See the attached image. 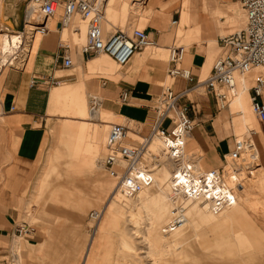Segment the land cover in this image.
<instances>
[{"label":"rangeland","instance_id":"obj_1","mask_svg":"<svg viewBox=\"0 0 264 264\" xmlns=\"http://www.w3.org/2000/svg\"><path fill=\"white\" fill-rule=\"evenodd\" d=\"M28 1L3 0L0 2V58L2 59V52L5 55L8 52L17 50L14 54L16 58H13V64L3 66L0 74L5 69L13 68V66H24L25 61L22 60H26L27 57L29 59L32 53L31 39L33 32L29 30L31 26H26V15L24 12ZM98 2L101 4L103 12L105 9L103 7L107 1L98 0ZM183 2L184 0L181 1L182 4ZM154 4V2H149V0H112L109 11L114 14V17L111 23H109L110 19L108 18L107 20L103 14L102 28H104L105 32L122 30L127 33H130L134 27L144 28L152 16H163L162 8H164V4H158L160 11L152 9L156 5ZM221 15L223 13L219 14V16ZM224 15L226 17L222 25L228 27L225 34L235 32L244 27V10L241 8L238 0H235V4L231 8V15ZM56 20H60V12H58L50 26H52V32L58 35L57 44L68 45L70 47L74 64L72 70L68 72L76 77L77 80L64 81L61 85L54 84L55 86L50 89V92L55 88H62L65 84L76 83L79 79L83 78L87 83L84 90L85 98H82L81 102L78 98L79 96L75 95L74 98L77 101L75 105H72L73 114H71L68 108L69 104L64 101L51 106L48 104L46 115L43 118L45 146L38 155V160L33 162L32 165L20 164V162L14 159L15 140L13 139V131H10V153L5 148L4 156L0 158V217L8 210H16L19 213L18 220L30 225L34 229L33 232L36 231L34 243L37 244L43 240L46 245L43 254L37 255L39 252L35 248L30 249L25 246L24 239L20 237L10 239L3 237V247L0 249V259L4 258L2 264H191L195 261H199L201 264H264V241L254 231H249L250 237L247 236L245 238L242 237V235H245L244 231H239L233 226L220 233L211 231L206 228V225L213 219H216L217 215L205 213L201 209V206V220H198V222L193 221L190 218L189 210L198 201L187 203L185 211L187 222L176 234L172 233L167 236H161L159 231L164 224L163 221L155 230L156 236L160 235L158 236L160 242L154 245L150 237L151 231L149 221L146 219V210L136 207V201L133 197H126L128 199H125L123 196L117 195L113 198L116 192L119 191L115 185L116 179L104 170L100 164V160L106 152L105 139L111 123H125V120L103 112V107H106V101L101 94V106L103 109L100 108L98 110L100 115L96 114L89 120L88 109L93 114L97 110L92 111L90 109L88 84L96 81L98 83L101 77L106 78V80H112L114 83H118L121 79L125 80L123 74L126 71L127 65L123 68L117 67L120 75L115 78H109L99 73H94V75L89 74V60L86 59L87 62L83 66L77 65V61H75V54L80 51L85 37L82 40H75L70 36L63 39L61 37L62 30L57 31L53 27ZM35 21H40L38 14L35 15L32 21L30 20V22ZM189 22L179 23L178 26H182V24L185 26L189 25ZM79 23L80 25L84 23L82 29H84L85 33V21L82 20L80 15H76L71 22L64 25V28L67 29L68 25L74 28ZM173 27H175V24ZM68 29L72 31L71 28ZM21 32H23V36L20 35ZM173 37L174 35L164 43L171 47L173 45H183L187 48L191 43L190 41L193 40L190 37L184 39L183 36L179 35H175V38ZM22 39L23 43L17 48L16 45ZM150 47L146 46L143 48L144 51L145 49L148 51V55L167 61L168 49L163 50L159 54L158 49ZM220 52L221 49L214 50L210 65L218 58ZM102 55L97 54L93 55V57H101ZM185 64H187V61H185ZM62 72L57 73V75ZM206 73L201 72V78H204ZM258 74L264 75V68L261 71L254 70V76L246 79L248 87L251 86L254 77ZM168 82L167 77L163 82H158L159 87L156 88V91L160 93L161 86ZM239 88H241L240 85ZM198 92L203 95L206 93L203 88H199ZM133 103H137V101ZM139 103L142 104V102ZM145 103L149 104L146 101ZM236 104L237 98L231 102L233 115L230 114L228 106L221 110V121L225 128L224 133L231 138L232 145L235 140H239L246 134L248 129H253L258 135L260 134V122L250 110L249 94L244 100V108L239 107L235 110ZM239 110H243V114L239 113L238 115L237 112ZM1 117L3 116L0 115V124H2L3 120ZM129 124L131 128L136 129L134 122ZM129 135L135 140L141 139L132 130L129 131ZM255 135L252 137H254L256 148L260 153V148L264 149V147L259 143L260 137H255ZM188 151L201 154L204 157L202 163H205L207 154L200 147L192 146ZM223 164L224 162L221 159H217L215 167L222 166ZM17 166L24 170L25 168H29L25 172V178L22 179L20 175L22 171L16 170ZM68 170H73L77 174V177L81 175L84 179H82L83 182H76L70 178L67 173ZM163 170L170 173L167 167H161L155 174L157 184H160V187H162L161 191H158L155 185H153L146 192L157 191V195L163 199V203H166V216L168 219L172 203L166 198L168 180H160L159 173ZM261 172L264 174V169L259 159L252 173L248 172L247 169L242 170L243 189L248 190L249 198L247 202L241 200V206L247 212L248 218H245V221L247 223L250 221V223L259 227L264 233V186L255 182ZM38 179L39 182L37 183ZM99 180L110 183L105 191L95 189V185ZM36 183L39 184L38 187ZM61 186L65 187L66 190L62 188L65 191L59 196L57 192H61ZM70 188L75 190L67 192ZM114 192L115 194H113ZM238 194L239 192L237 193V198ZM12 196L15 203L13 205L10 199ZM55 197L59 200L54 201ZM110 202H112L111 205L114 209L116 208V213L120 216L121 230L114 229L107 232V234L105 232L106 238H102L98 254L93 258L89 255L87 257L88 261L85 263L86 250L92 240L96 243V239H98L97 227L102 224L103 213ZM199 203L198 205H201ZM81 207L84 209L80 214L78 209ZM97 209L101 210L102 214L95 223L94 233H89L87 227L91 223L88 221L87 215L90 211ZM131 215L135 216L136 223H132L129 220ZM123 239L125 242H122L124 241ZM147 239H150L151 244H149ZM213 240L219 244L221 241L227 240L229 246L223 248L219 245L218 249H209L208 245ZM164 242H168L170 245L162 247ZM252 242H256L257 244L253 245ZM17 248L19 249L18 252ZM11 254L16 255V258ZM259 257L261 259L259 263L248 260L249 258Z\"/></svg>","mask_w":264,"mask_h":264},{"label":"built area","instance_id":"obj_2","mask_svg":"<svg viewBox=\"0 0 264 264\" xmlns=\"http://www.w3.org/2000/svg\"><path fill=\"white\" fill-rule=\"evenodd\" d=\"M3 0H0V2ZM244 10V27L221 37V52L211 65L204 78L194 77L191 70L183 67L185 56L183 45H173L167 55L168 83L161 86V92L153 102L154 120L150 131L141 136V126L131 128L132 121L111 123L106 137V152L101 160L104 170L116 179V188L125 197H134L139 191L155 183V173L161 167L170 171L168 178L169 197L173 203L170 221L163 232H171L180 226L188 202L199 201L209 211L218 213L236 204L237 193L243 186L241 172L247 169L252 173L258 164V153L254 137L255 131L248 129L232 148L223 156L224 164L219 167L200 166L201 154L188 151L187 145L195 129L196 122L189 116L194 110L189 94L192 90L203 88L212 95L218 111L228 105L235 94L236 76L246 75L249 71L264 67V0H238ZM30 9L36 12L40 21L32 22L29 28L34 33L44 35L48 32L49 20L60 12V27L68 24L76 15L85 21V40L80 52L86 57L104 53L123 68L131 58L146 46L155 45L146 28L134 27L130 33L122 30L105 32L102 28L103 12L98 0H29ZM28 5V4H27ZM27 7V6H26ZM176 20H173L172 24ZM68 45L62 46L58 57L64 68L73 66L68 53ZM6 66L0 58V70ZM10 66V65H9ZM176 79L192 83L189 88L176 91L172 85ZM60 77L49 81L42 78L31 80L32 84H60ZM250 92L251 111L257 120L264 123V76L254 77ZM128 92L121 99L126 101ZM185 99V101H184ZM90 109L95 111L101 106L102 98L98 94L90 95ZM13 110V107H11ZM140 135L135 140L129 131ZM153 141L159 144L152 147ZM204 158V157H203ZM102 214L101 210H92L87 219V227L94 233L95 223ZM27 223L20 222L14 230V238L24 237L33 232ZM16 258V255L11 254Z\"/></svg>","mask_w":264,"mask_h":264},{"label":"crops","instance_id":"obj_3","mask_svg":"<svg viewBox=\"0 0 264 264\" xmlns=\"http://www.w3.org/2000/svg\"><path fill=\"white\" fill-rule=\"evenodd\" d=\"M111 1L109 0L103 10L105 18L107 20L108 18L110 19L109 23H111L114 17V14L109 11ZM181 1L149 0V2L156 4H154L155 6L152 9L157 11H160L158 4H164V8H162L163 16H152L144 27L149 33L150 38L158 43L156 49L159 50V54L163 50H169L171 46L166 45L164 42L173 35V38H175V35L183 36L184 39L189 37L193 38L189 46L185 48V59L182 66L190 69L195 78L198 76L201 77V72L208 73L210 71L214 50L220 49L221 37L226 35L225 32L228 29L227 26L222 25L226 17L224 14L231 15V8L235 4V0H184L183 4ZM221 13L223 15L219 16ZM173 20H176V22L172 24ZM186 21H190L189 25L185 26L182 24V26H178L179 23ZM83 24L81 23L80 25L79 23V30L76 31L70 26L67 27V29H72L70 31L64 27L58 28L59 24L56 20L53 27L57 31L62 30L61 37L63 39L69 38L70 36L75 40H82L85 37L84 29H82ZM174 24L175 27H173ZM51 28L52 26H49L48 23L49 30L47 33L44 35L35 34L31 39L32 53L29 59L27 57L28 61L27 59L22 60L25 61L24 66H13V68L5 69L0 74V115L3 116L1 117V119L3 118L2 124H0V158L4 156L5 148L10 153V131H13V139L15 140L14 159L20 162V164L32 165L33 162L38 160V155L45 146L43 118L46 115L48 104L51 106L64 101L69 104L68 108L71 114H73L72 102L75 99V95L79 96L78 98L81 102L82 98H85L84 90L87 83L83 78L79 79L76 83L65 84L59 89L55 88L51 92L50 89L55 86L54 84H43L40 81L32 84L31 82L33 77L45 79L49 83L53 78L60 77V84L63 81L77 80L76 77L68 72L72 70L73 66L64 68L61 64L58 57L63 50V45L57 44L58 35L53 33V29ZM68 53L71 56L70 48L68 49ZM91 57L93 56L86 57L79 51L75 54V61H77V65L83 66L89 60L88 72L91 75L99 73L109 78H115L120 75L117 64L110 57L102 55L101 57H93L90 59ZM185 61H187V64H185ZM168 65L167 61L161 58L156 59L148 55L146 49L145 51L141 49L127 64L126 71L123 74L125 80L121 79L118 83H114L112 80H106V78L101 77L98 83L96 81L88 84L89 95H103L106 101V107H103V109L101 106L103 112L123 118L125 121L128 119L139 124L141 126L140 135H146L153 125L154 110L151 106L159 95V92L156 91V88L159 87L157 83L163 82L166 79ZM61 71L63 72L57 75ZM191 84L183 79H176L172 87L174 90L180 91L181 89L189 88ZM124 91L128 92L125 102L121 99ZM246 96H248V90L240 88L239 95L236 97L237 104L234 108L235 110L239 107H245L244 100ZM189 100L192 102V106H194V110L189 112V116L194 119L196 126L189 137L190 140L187 149L192 146L200 147L207 154L205 163L201 162L200 166L203 169H208V167L216 165L217 159L223 161L224 154L233 146L232 140L224 133L225 128L221 121L222 112L217 110L211 94L206 92L203 95L197 90H192L189 94ZM135 101L137 103H133ZM145 101L149 102V104L145 103ZM139 102H142V104ZM11 107H13V110ZM229 111L233 115L231 108ZM243 112V110H239L237 114H243ZM104 123L108 124L107 122ZM255 134V137H260L259 143L264 147V123L260 122V134L258 135L257 132ZM257 153L259 162L264 169V149L260 148L261 154L257 149ZM27 169L29 170V168H25L24 170L21 167H16V170L22 171L20 174L22 179L26 177L25 172L28 171ZM255 182L264 186V174L262 172L258 175ZM37 183L36 186L38 187L39 184ZM248 198V190L243 188L239 190L238 203L223 212L226 213L225 215H221L223 213L219 214L220 216L217 215V218L210 221L206 225V228L220 233L233 226L239 231H244L245 235H242L243 238L250 237L249 231H254L264 241V233L259 227L250 223V221L248 223L245 221V218L248 217L246 210L241 206V200L247 202ZM10 199L11 204H15L13 202L14 197L12 196ZM18 219L19 213L14 209L11 211L8 210L1 215L0 249L3 247V237H7V239L14 238V230L17 224L21 222ZM35 236L36 231L25 235L21 239L25 240V246L30 249L35 248L39 252L37 255H41L43 254L46 243L42 240L35 244ZM252 244L256 245L257 243L252 242ZM219 245L227 248L229 243L227 240H223L219 244L213 240L208 246L209 249H218ZM248 260L259 263L261 259L259 257L249 258ZM2 261H4V258L2 260L0 259V264L3 263ZM87 261L88 259L86 258L85 263ZM191 264L201 263L195 261Z\"/></svg>","mask_w":264,"mask_h":264},{"label":"bare ground","instance_id":"obj_4","mask_svg":"<svg viewBox=\"0 0 264 264\" xmlns=\"http://www.w3.org/2000/svg\"><path fill=\"white\" fill-rule=\"evenodd\" d=\"M107 1V3L104 5V7L108 4V2H109V0H106ZM103 7V8H104ZM25 15H26V21H25V23H26V26H32V22H30V20L32 21L33 20V18L35 17V15L37 14L36 12L34 13V11L33 10H31L30 9V2H28V5H27V7H26V9H25ZM55 18H53V19H51V20H49V26H50V24H51V22L54 20ZM106 22H108L107 20H106ZM65 25H67V24H65ZM24 26V25H23ZM62 27H64V26H62ZM68 27H69V25H68ZM70 27H72V26H70ZM25 28V27H24ZM73 28V27H72ZM75 31L76 30H79L78 29V25H76V27H74L73 28ZM35 34H38V35H41L40 33H38V32H36V33H34L33 34V37H34V35ZM20 35L21 36H23V32H21L20 33ZM32 37V38H33ZM17 41V40H16ZM21 43H23V39H22V41L21 40H19V42H18V45H16L17 46V48H19L20 47V44ZM152 48H157V46H158V43H156L155 45H150ZM22 47V46H21ZM147 47H149V46H147ZM150 47V48H151ZM17 52V50H13V51H11V52H8V53H6L5 55H3V52L1 53V56H2V60H3V63H5V65H10L11 63L13 64V58H16V56H14V54ZM100 54H103V55H106V54H104V53H100ZM106 56H108V55H106ZM108 57H110V56H108ZM111 58V57H110ZM112 59V58H111ZM113 60V59H112ZM11 64V65H12ZM118 66V65H117ZM119 67V66H118ZM264 67H259V68H256V69H254V70H257V71H261L262 69H263ZM254 70L253 71H249L248 72V74H246V75H240V74H238L237 76H236V87H235V89H236V91H235V94H234V96L230 99V101H229V108H231V102H232V100H234L236 97H238V95H239V91H240V88L238 89V87H239V85H240V87L241 88H243V89H247L248 90V94H249V87L247 86V78H252V76H254ZM264 76V75H263ZM64 82V81H63ZM62 84V83H61ZM60 84V85H61ZM252 85V84H251ZM249 97H250V95H249ZM77 100H75L74 99V101L72 102V104L73 105H75ZM250 105V104H249ZM101 108V106H99L98 107V109H96L97 111L99 110ZM250 110H251V105H250ZM88 111H89V120L91 119V118H93L96 114H98V115H100V113H99V111L97 112V111H95V113L93 114L92 112H90V110L88 109ZM251 113H252V111H251ZM253 114V113H252ZM135 134H136V132L135 131H133ZM137 136H140V135H138V134H136ZM106 144V143H105ZM159 143L157 142V141H153V143H152V147H155L156 145H158ZM102 160V159H101ZM101 160H100V164H101ZM202 160H203V157H202V159H201V161H200V163L202 162ZM102 166V165H101ZM67 173L69 174V177L70 178H72V179H74L76 182H83V178H82V176L80 175V177H77V174L76 173H74L73 172V170H68L67 171ZM76 174V175H75ZM79 174V173H78ZM156 174V173H155ZM160 180L161 181H166V180H168V178H169V176H170V173L168 172V171H165V170H163V171H160ZM76 176V177H75ZM83 179V180H82ZM79 180V181H78ZM168 182V181H167ZM161 183V182H160ZM84 184V183H83ZM109 185H110V183L108 182V181H103V180H99L97 183H96V185H95V189H97L98 191H105L106 190V188L107 187H109ZM153 185H155V187L158 189V191H161V189H162V187H160V184H157V181L155 180V183L153 184ZM152 185V186H153ZM151 187V186H150ZM167 187H168V183H167ZM63 187L61 186V188H60V190H61V192H57L58 194H59V196L60 195H62L61 193H63L65 190H66V188H65V190H63L62 189ZM242 188H244L243 186L241 187V189ZM147 189H149V187H145V189H142L141 191H139L133 198H135L134 200L136 201V207H139L140 209H142V210H146L145 212H146V219L149 221V227H150V231H151V234H150V237H151V240H153V242H154V245H156L157 243H159L160 242V239L158 238V236H160V235H158V236H156V229H157V227L164 221V224H163V226H162V228L160 229V233H161V236L163 235H169V234H172V233H177L181 228H183L184 227V225L186 224V222H187V219L185 218V213H184V221H183V223L180 225V226H178V228L177 229H174L173 231H171V232H163V227L166 225V223H168L169 221H170V216H171V210H172V207H171V210H170V212H169V217H168V219H167V216H166V211H167V209H166V203L164 202L163 203V199L159 196V195H157V191L156 192H154V191H152V192H146L147 191ZM240 189V190H241ZM75 189H69V191H67V192H73ZM168 191H167V193H166V198H167V200L170 202V203H172L171 202V199H170V197H169V187H168V189H167ZM53 193V192H52ZM113 194H115V192L113 193ZM140 194V195H139ZM117 195H121V196H123L125 199H128V198H126L123 194H121L119 191L118 192H116V194L113 196V198H115ZM138 195V196H137ZM59 199L57 198V197H55V199H54V201H58ZM65 201V200H64ZM237 201V200H236ZM199 202V201H198ZM198 202L197 203H195L194 204V206H193V208L192 209H190L189 210V215H190V218L191 219H193V221H195V222H198V220H201V214H200V208L201 209H203L204 211H205V213H207V214H212V215H219V214H221V213H223V212H225L227 209H229V208H231V207H233V206H235L237 203H238V201L236 202V204L235 205H233V206H230V207H228V208H226V209H224V210H222V211H220V212H218V213H213L212 211H209L208 209H207V207L205 206V205H203V203H201V205H198ZM111 203L112 202H110V204H109V206H107V208H106V210H105V212L103 213V216H102V219H101V223L102 224H100L99 225V227H97V235H98V239H96L95 241H96V243H94V241L92 240L91 242H90V244H89V246H88V248H87V250H86V255H85V259L89 256V255H91V257L93 258V257H95V255L96 254H98L97 252H98V248L100 247V242H101V240H102V238H106V236H105V234H107V232H109V231H112V230H114V229H118L119 231L121 230V220H120V216H119V214H117L116 213V208L114 209L113 208V206L111 205ZM199 203V204H200ZM67 204V203H66ZM172 206H173V203H172ZM201 206V207H200ZM83 207H81V208H79L78 210L80 211V214L83 212ZM186 211V210H185ZM101 217V216H100ZM129 220L132 222V223H136V220H135V216L134 215H131L130 217H129ZM166 222V223H165ZM99 224V223H98ZM106 232V233H105ZM105 233V234H104ZM158 233V232H157ZM104 235V236H103ZM95 238V237H94ZM161 238V237H160ZM124 240V239H123ZM148 240V239H147ZM159 240V241H158ZM149 241V244H151L150 243V239L148 240ZM122 242H125V240L124 241H122ZM170 245V243H168V242H164L163 243V245H162V247H167V246H169ZM178 246V245H177ZM148 247H149V245H148ZM176 248V247H175ZM154 250V249H153ZM19 251V249L17 248V252Z\"/></svg>","mask_w":264,"mask_h":264},{"label":"water","instance_id":"obj_5","mask_svg":"<svg viewBox=\"0 0 264 264\" xmlns=\"http://www.w3.org/2000/svg\"><path fill=\"white\" fill-rule=\"evenodd\" d=\"M60 26L58 25V28H59Z\"/></svg>","mask_w":264,"mask_h":264}]
</instances>
